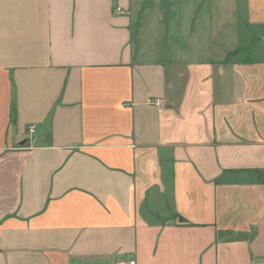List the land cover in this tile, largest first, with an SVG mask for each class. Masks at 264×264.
Masks as SVG:
<instances>
[{"label": "crops", "instance_id": "obj_1", "mask_svg": "<svg viewBox=\"0 0 264 264\" xmlns=\"http://www.w3.org/2000/svg\"><path fill=\"white\" fill-rule=\"evenodd\" d=\"M256 40L264 0H0V264H264Z\"/></svg>", "mask_w": 264, "mask_h": 264}, {"label": "rangeland", "instance_id": "obj_2", "mask_svg": "<svg viewBox=\"0 0 264 264\" xmlns=\"http://www.w3.org/2000/svg\"><path fill=\"white\" fill-rule=\"evenodd\" d=\"M250 47L253 48L255 52H257L255 57L264 58V41H252Z\"/></svg>", "mask_w": 264, "mask_h": 264}, {"label": "built area", "instance_id": "obj_3", "mask_svg": "<svg viewBox=\"0 0 264 264\" xmlns=\"http://www.w3.org/2000/svg\"><path fill=\"white\" fill-rule=\"evenodd\" d=\"M114 12L117 15H122L123 14L122 9L120 7H118V6L115 7ZM153 103L155 105H159L161 103V101L160 100H155ZM28 132L33 134L35 132V126L29 127ZM126 264H136V262L131 260V261L127 262Z\"/></svg>", "mask_w": 264, "mask_h": 264}]
</instances>
